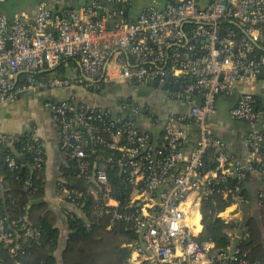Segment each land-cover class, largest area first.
Instances as JSON below:
<instances>
[{
	"label": "built area",
	"instance_id": "obj_1",
	"mask_svg": "<svg viewBox=\"0 0 264 264\" xmlns=\"http://www.w3.org/2000/svg\"><path fill=\"white\" fill-rule=\"evenodd\" d=\"M117 4L131 5L85 0L54 6L41 0L33 14L10 16L0 8V104L28 92L68 90L62 98H46L44 107L57 127L59 148L75 159L80 174L92 164L87 178L106 187L102 196L90 190L97 208L111 213L108 225L130 220L140 233L129 263L236 260L211 253L212 242H197L201 230L194 232L193 217L201 226V200L219 182H225L219 192L231 198L229 206L245 204L243 183L252 174L261 182L256 200L264 201V0H152L132 19ZM58 68L62 75H37ZM108 85L123 89L114 114L76 93ZM233 96L228 113L244 124L241 146L234 149L215 134L213 121L217 99ZM100 131L108 135V161L119 167L132 213L114 209L118 201L107 192L106 171L88 158L89 136L103 141L93 136ZM27 134L33 140L26 148L34 153V167L40 166L43 142L33 131ZM5 141L11 145L0 134ZM4 160L17 167L16 156ZM57 191L76 207L81 193L64 186ZM223 211L218 216L228 221ZM23 220L8 222L0 206V264H23L18 256L24 243L38 241L39 230Z\"/></svg>",
	"mask_w": 264,
	"mask_h": 264
},
{
	"label": "trees",
	"instance_id": "obj_2",
	"mask_svg": "<svg viewBox=\"0 0 264 264\" xmlns=\"http://www.w3.org/2000/svg\"><path fill=\"white\" fill-rule=\"evenodd\" d=\"M60 69L44 70L37 75L49 76L58 73L62 75L64 71ZM23 75L24 73H21L19 79ZM109 107L108 105H96V108L102 109ZM116 112L115 107L110 108V114ZM29 136L27 132H24L18 140H10L11 145H7L6 141L0 142L1 214L8 222L24 218L23 221L26 224L40 232L38 241L28 239L24 243V253L19 255L18 259L23 264H58V262L62 264H129L128 259L133 245L141 244L140 233L130 220H115L108 225L111 213H105L97 208L96 198L90 190L95 189L102 196L106 187L95 184L91 178L86 176L91 173L93 165H89L86 174H80L75 159L69 158L66 154L58 169L56 189L64 186L72 194L74 191L81 193V197L76 198V207L72 206L66 197L62 199L61 211L64 216L66 235L60 242V228L57 226L58 215L44 199L45 154H42L41 165L34 167V153L26 148V142L33 140L28 139ZM93 136L101 137L103 141H97L89 136L90 145L86 152L89 160L94 161L96 166L103 167L106 171L107 192L118 201V206L114 209L119 212H134L135 207L129 203L128 189L123 183L119 167L108 161L111 154L105 144L108 135L100 131L93 133ZM6 154L16 156V168L7 166L4 160ZM205 161L208 168H213L214 165L208 158ZM248 179L244 181L242 189L246 197L245 203L250 201ZM27 182H31V185L28 186ZM227 184L231 185L233 181L229 179ZM224 186L225 182L214 184L213 193L201 200L199 211L202 229L199 225L201 231H195L199 233L194 236V239L199 243L212 242L211 253H228L237 258L236 260L227 259L224 264H241V260H246L248 264H264V201L260 202L254 214H248L243 219L241 227L246 228L244 231L246 236L242 235L234 242L228 230L233 225L240 228V224H232V221H225L218 216V213L231 203L230 197L223 198L219 192ZM33 199L42 201L30 205ZM197 218L196 216L195 220ZM195 220L193 222L197 226L198 221ZM232 244H235V247L232 248ZM1 252L6 259H10L5 248H2Z\"/></svg>",
	"mask_w": 264,
	"mask_h": 264
},
{
	"label": "crops",
	"instance_id": "obj_3",
	"mask_svg": "<svg viewBox=\"0 0 264 264\" xmlns=\"http://www.w3.org/2000/svg\"><path fill=\"white\" fill-rule=\"evenodd\" d=\"M3 0H0V8L7 14L12 15L15 13L7 12L4 7L1 5ZM41 0H37L36 5ZM49 4L54 6H60L62 4L70 5H79V0H45ZM142 10V9H141ZM140 10V11H141ZM139 11V13H140ZM138 13V14H139ZM130 17L128 13V18H136L137 15ZM123 91V89H122ZM33 95L30 98H21L23 96L19 95L16 97L15 102L11 103L7 108V117L3 122H0V134L7 136L10 140H18L24 132L33 131L37 137L41 139L45 149V188H44V199L49 204V206L56 212L58 215L57 226L60 228V242L63 241L66 235L64 216L62 214V199L55 185V181L58 179L59 166L63 163L65 158V153L58 146V132L57 127L53 123L48 110L44 107V100L46 98H62L67 93V89L60 90H48V91H36L32 92ZM123 93V92H122ZM121 93V95H122ZM40 96H39V95ZM86 97V98H85ZM85 99H90L92 97L85 96ZM90 97V98H89ZM79 99H82V96H78ZM93 99V98H92ZM92 103H95L93 99ZM96 104V103H95ZM103 105H108V102ZM213 121L215 123L214 132L219 137H222L225 141L230 144L231 148H239L241 146L240 134L239 131L242 130L241 126H234L231 128L223 127L220 122L216 119V114L213 116ZM149 124L145 123L144 128H149ZM227 134L230 136L227 139ZM247 186L249 188V197L250 201L242 204L240 206L231 205L227 207L223 212L222 216L227 217L232 221V224H240V228L233 227L228 230V233L232 235L233 240L242 235L246 236L245 227H241V222L248 214H254L260 203L257 202L255 194L256 190L261 186L260 180L255 175H250L248 179ZM110 204H115L113 200L110 201ZM197 216V215H196ZM197 221V220H195ZM196 231L201 230L199 224L196 227ZM231 247H235V244H232ZM57 254V253H56ZM129 264H133L130 262Z\"/></svg>",
	"mask_w": 264,
	"mask_h": 264
},
{
	"label": "rangeland",
	"instance_id": "obj_4",
	"mask_svg": "<svg viewBox=\"0 0 264 264\" xmlns=\"http://www.w3.org/2000/svg\"><path fill=\"white\" fill-rule=\"evenodd\" d=\"M37 0H3L1 5L4 7L7 12L11 13H17V14H27L31 15L35 12V4ZM68 1V0H65ZM152 0H130V4L132 5L129 16H135L139 13V11L148 5ZM264 81L259 82V85H263ZM122 88L118 85H108L105 86L99 93L93 92L90 93L88 91H82L81 89H77L76 93L80 96H90L95 100L96 105L104 106L103 104L108 102V106L115 107V104L122 100L124 96L121 95ZM33 95L32 92H28L23 94L21 98H30V96ZM39 95V94H38ZM40 96V95H39ZM84 96V97H85ZM89 97V98H90ZM86 98V97H85ZM91 100L93 101V99ZM17 99H11L4 103L0 104V122H3L5 118L7 117V111L6 108L13 102H15ZM235 100V97L223 99L222 97H219L216 101V119L218 122L222 124L223 127H227L228 129L234 126H241L244 128V124L233 120L231 116L228 113L229 108L232 106L233 102ZM86 101L92 103L90 99H86ZM230 136L227 134V139ZM60 198L63 199V195H60Z\"/></svg>",
	"mask_w": 264,
	"mask_h": 264
},
{
	"label": "water",
	"instance_id": "obj_5",
	"mask_svg": "<svg viewBox=\"0 0 264 264\" xmlns=\"http://www.w3.org/2000/svg\"><path fill=\"white\" fill-rule=\"evenodd\" d=\"M84 1L85 0H79V4H83L84 3ZM131 7H132V5H121V4H117V5H115V8H117V9H121V8H123V12H122V16L123 17H127L128 16V13H129V11H130V9H131ZM260 76H264V73L263 74H261ZM42 200L41 199H33L31 202H30V205L31 204H37V203H39V202H41ZM30 205L28 206V207H30Z\"/></svg>",
	"mask_w": 264,
	"mask_h": 264
},
{
	"label": "bare ground",
	"instance_id": "obj_6",
	"mask_svg": "<svg viewBox=\"0 0 264 264\" xmlns=\"http://www.w3.org/2000/svg\"><path fill=\"white\" fill-rule=\"evenodd\" d=\"M191 220H192V219H191ZM194 220H195V218L193 217V221H194ZM196 227H197V226H196ZM196 227H195V229H194V232H195V231H196V229H197Z\"/></svg>",
	"mask_w": 264,
	"mask_h": 264
}]
</instances>
